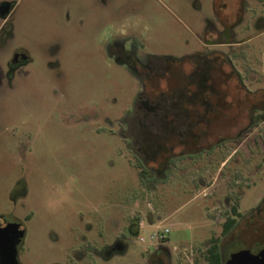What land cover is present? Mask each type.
Returning <instances> with one entry per match:
<instances>
[{
	"label": "rangeland",
	"instance_id": "rangeland-1",
	"mask_svg": "<svg viewBox=\"0 0 264 264\" xmlns=\"http://www.w3.org/2000/svg\"><path fill=\"white\" fill-rule=\"evenodd\" d=\"M1 2L13 7L11 36H0V222L22 231L17 263L207 264L206 249L220 239L224 201L241 214L263 204L264 110L249 112L246 131L232 133L226 122L220 132L229 134H221L214 115L224 107L206 106L203 136L184 139L185 149L173 139L174 152L187 153L156 180L139 169L129 138L138 130L142 77L116 62L108 46L121 34L142 64L216 51L246 90L264 93V20H258L264 0H245L242 20L225 27L228 44L221 46L213 31L224 28L221 15L234 18L235 10L219 8L217 0ZM16 49L27 60L11 74ZM223 70L216 74L227 81L231 72ZM189 92L196 93L189 103L198 102V91ZM224 95L231 98L227 90L208 89L205 104ZM156 103L166 109L169 102ZM162 110L139 114L143 135L154 131L153 120L164 128ZM198 144L205 148L194 152ZM138 222L144 228L131 230ZM155 228L168 229L164 243L138 241ZM124 238L125 247L102 251ZM225 246L228 253L235 243Z\"/></svg>",
	"mask_w": 264,
	"mask_h": 264
},
{
	"label": "flooded vegetation",
	"instance_id": "flooded-vegetation-1",
	"mask_svg": "<svg viewBox=\"0 0 264 264\" xmlns=\"http://www.w3.org/2000/svg\"><path fill=\"white\" fill-rule=\"evenodd\" d=\"M244 2L245 0H217L219 8L224 10L234 9L235 15L234 18L225 14L220 16L219 20L224 28L219 31L214 29V36L216 37L213 41L214 45L221 46L222 44H228L227 41L222 39V36L227 32L226 26L230 24V21L240 22L242 20ZM12 7V4L6 2L0 3V36L2 37L9 38L11 36L9 21ZM5 8L8 10L6 13H4ZM258 20H264V18L259 17ZM119 36L122 35L119 34ZM119 36H115L110 42L108 53L116 62L124 64L127 68L140 75L144 85L142 97L136 103V113L133 123L137 125L138 130L134 136L129 137L132 139L131 147L136 160L141 164L139 169L149 171L155 179L158 178L156 180H163V173L166 172L171 162L175 158L180 159L183 154L187 153L186 151L174 152L173 139L178 140L177 146L185 149L184 139L191 137L194 140L200 139L203 136V125L207 112L206 106L215 107L216 103L219 102L218 106L221 104L220 106L224 107L221 112L219 111L218 114L215 113L214 115L217 118L216 122L219 124L217 126L219 129L218 133L222 132V124L226 122L232 124L231 129L228 130L232 133L246 131L253 123L252 114L249 112L253 109L264 110L263 91L250 92L246 90L243 87V83L237 79L233 68L229 66V60L223 59L219 52L215 51L206 58L201 54H194L191 57H183L181 59L166 58L163 60L164 64H142L136 58L137 50L133 45L129 44L126 48V38L122 39ZM26 60L25 53L20 49H16L8 62V71L12 74ZM224 67L231 72V77L226 79L227 81L216 74L218 68L224 72ZM213 88L216 92L229 91L231 98H226L224 95L222 102L220 98L219 100L215 99V101L209 100L208 104H205L206 91ZM191 90L198 91V102L196 103H189V100L196 94L190 93L189 91ZM179 92H181L180 96L183 97L181 100V110L183 113L181 115L175 113L180 110L178 111V109L174 108V94H179ZM158 97L167 98L169 103L166 109L165 105L162 107L157 105L156 101ZM162 109L167 114L164 128L158 130L153 120L150 123V128L153 127L154 131L148 132L147 130L145 131V135H143L139 130L141 126L139 114L150 112V114L154 115ZM181 117L183 120L180 119ZM175 118L178 121H182L180 125L178 124L179 126L173 124ZM243 122L246 125L240 127ZM260 123H264V119ZM195 128H197V131ZM226 130H223L224 133L221 134H229L228 131L226 133ZM133 145L135 146L134 148ZM201 148H205V146L202 147V145L198 144L194 148V152ZM158 172L160 176H158ZM223 207L225 210L222 217L218 218V214L216 215V218L221 219L220 239L215 242L217 264H264V201L257 210L245 214L233 210L234 207L227 199L224 201ZM226 223H230L231 226L227 232H224L223 225ZM135 224L130 226L131 230H134ZM13 225L16 224L7 221L5 218L0 222V243L13 244L14 236L13 230H11ZM16 226L20 234L15 241V250L23 238L20 227ZM232 242L235 243L234 249L227 253L225 245ZM116 244L125 247L126 239H115L112 245L103 247L102 251L113 250ZM212 244L210 242L206 251ZM82 254L85 255L86 251H82ZM204 263L206 262L204 261ZM0 264H2L1 252Z\"/></svg>",
	"mask_w": 264,
	"mask_h": 264
},
{
	"label": "water",
	"instance_id": "water-1",
	"mask_svg": "<svg viewBox=\"0 0 264 264\" xmlns=\"http://www.w3.org/2000/svg\"><path fill=\"white\" fill-rule=\"evenodd\" d=\"M8 10L5 8L4 13H6ZM13 236H14V242L10 245L5 243H0V252H1V261L2 264H17L16 262V250H15V241L18 239V235L20 234L18 227L16 225H13L11 228Z\"/></svg>",
	"mask_w": 264,
	"mask_h": 264
},
{
	"label": "built area",
	"instance_id": "built-area-1",
	"mask_svg": "<svg viewBox=\"0 0 264 264\" xmlns=\"http://www.w3.org/2000/svg\"><path fill=\"white\" fill-rule=\"evenodd\" d=\"M144 228V224L142 222L138 223V229L142 230ZM169 231L168 229L160 230L155 228L154 231L147 233L145 237H138V241L140 243H164L167 240V235Z\"/></svg>",
	"mask_w": 264,
	"mask_h": 264
},
{
	"label": "trees",
	"instance_id": "trees-1",
	"mask_svg": "<svg viewBox=\"0 0 264 264\" xmlns=\"http://www.w3.org/2000/svg\"><path fill=\"white\" fill-rule=\"evenodd\" d=\"M233 210L235 209L233 208ZM230 226H231L230 223L224 224L223 225L224 232H227ZM136 228L138 229V223L136 224ZM212 243H213L212 246L206 251L207 254L203 259L207 264H217L216 245L215 242L212 241Z\"/></svg>",
	"mask_w": 264,
	"mask_h": 264
},
{
	"label": "crops",
	"instance_id": "crops-1",
	"mask_svg": "<svg viewBox=\"0 0 264 264\" xmlns=\"http://www.w3.org/2000/svg\"><path fill=\"white\" fill-rule=\"evenodd\" d=\"M149 221H150V220H149ZM138 223H139V222H138ZM136 224H137V223H136ZM136 224H135V229H136ZM148 224H150V225H151L152 223L148 222Z\"/></svg>",
	"mask_w": 264,
	"mask_h": 264
}]
</instances>
